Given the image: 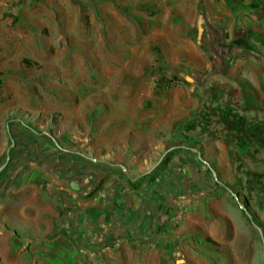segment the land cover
<instances>
[{"label": "rangeland", "instance_id": "obj_1", "mask_svg": "<svg viewBox=\"0 0 264 264\" xmlns=\"http://www.w3.org/2000/svg\"><path fill=\"white\" fill-rule=\"evenodd\" d=\"M31 3L37 14L22 10ZM206 5L0 0V50L12 54L19 44L35 51L40 68L62 88L57 97L64 109L40 117L47 132L54 136L62 123L67 132L73 127L85 143L82 155L125 167L141 175L138 182L155 180L174 194L170 220L187 254L127 251L120 261L103 255L107 264H264V170L248 125L240 142L233 107L218 102L219 74L233 71L239 29L227 31ZM202 26L212 47L199 33ZM218 57L231 58L222 63ZM125 157L136 170H128ZM224 207L230 215L221 213ZM77 239L93 249L94 240Z\"/></svg>", "mask_w": 264, "mask_h": 264}, {"label": "crops", "instance_id": "obj_2", "mask_svg": "<svg viewBox=\"0 0 264 264\" xmlns=\"http://www.w3.org/2000/svg\"><path fill=\"white\" fill-rule=\"evenodd\" d=\"M210 1L209 15L224 20L227 31L239 29L233 71L219 74L218 102L233 107L240 142L248 125L264 170V0ZM32 7L22 10L37 14ZM18 47L12 54L0 50V264H107L103 255L114 262L127 251L164 257L184 252L170 220L169 188L147 178L138 182L118 165L82 155L85 143L73 127L67 132L62 123L54 136L48 133L40 117L64 109L57 97L62 88L40 68L35 51ZM228 137L221 144H229ZM126 158L128 170H136ZM77 238L94 240L93 249Z\"/></svg>", "mask_w": 264, "mask_h": 264}, {"label": "flooded vegetation", "instance_id": "obj_3", "mask_svg": "<svg viewBox=\"0 0 264 264\" xmlns=\"http://www.w3.org/2000/svg\"><path fill=\"white\" fill-rule=\"evenodd\" d=\"M210 32V30L207 28V27H203L201 28V31L199 32L200 35L202 36V38H206L207 42L210 43L211 47L213 46V42L214 41H211L210 39L212 38L211 34H208ZM217 39V38H216ZM216 39L214 38L215 40V43H216ZM216 46H217V43H216ZM218 60L221 62L222 58L218 57ZM223 63V62H222Z\"/></svg>", "mask_w": 264, "mask_h": 264}, {"label": "trees", "instance_id": "obj_4", "mask_svg": "<svg viewBox=\"0 0 264 264\" xmlns=\"http://www.w3.org/2000/svg\"><path fill=\"white\" fill-rule=\"evenodd\" d=\"M210 40H212V38H211ZM208 51H211V49H210L209 47H208ZM213 58H214V55H213ZM220 58H222L221 62H223V63H227V62L230 60L231 57H224V58H223V57H220ZM24 62H25V63H31V61L28 60V59H25ZM213 72H214V71H213ZM194 142H195V141H194ZM197 143H198V142H197ZM198 144H199V143H198ZM79 153H80V152H79ZM149 175H150V174L146 175L145 178L148 177Z\"/></svg>", "mask_w": 264, "mask_h": 264}, {"label": "water", "instance_id": "obj_5", "mask_svg": "<svg viewBox=\"0 0 264 264\" xmlns=\"http://www.w3.org/2000/svg\"><path fill=\"white\" fill-rule=\"evenodd\" d=\"M123 169L126 171V173H127V175L129 176V177H131V175L129 174V172L126 170V168L125 167H123ZM141 176V175H140ZM140 176H138V177H140ZM138 177H135V178H132L133 180H136ZM70 184H71V186L73 187V188H75V189H79L80 188V185L76 182V181H71L70 182Z\"/></svg>", "mask_w": 264, "mask_h": 264}]
</instances>
